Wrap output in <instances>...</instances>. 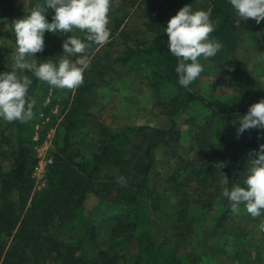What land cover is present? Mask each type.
Returning a JSON list of instances; mask_svg holds the SVG:
<instances>
[{
  "label": "trees",
  "instance_id": "obj_1",
  "mask_svg": "<svg viewBox=\"0 0 264 264\" xmlns=\"http://www.w3.org/2000/svg\"><path fill=\"white\" fill-rule=\"evenodd\" d=\"M137 1L144 2L132 0V4ZM190 3L194 9L209 12L214 24L210 38L222 44L214 57L201 58L202 65L223 68L230 73L237 72L239 61L236 55L242 37L228 0L147 1V8L138 16L141 21L138 26L145 30L144 33L150 32L151 36H147L145 41L132 33L119 32L117 40L121 42L118 45L123 49L116 61L122 65L129 62L147 65L150 68V87L173 88L174 94L165 103L164 111L170 117L171 125L158 128L142 124L125 127L117 132L103 126V133L98 138L100 148L88 158L80 156L67 142L62 145L56 143L53 162L46 172L45 185L31 195L30 174L36 161L34 141L23 138L22 122H10L9 125L15 129L16 147L9 150V168L0 170V264H117L116 250L101 246L92 258L81 245L84 236L89 235V241L93 243L99 232L96 224H90V209L89 212L82 211L88 196L97 197L94 207L103 205L102 218L110 220L112 224L108 231L110 240L116 239L118 244L123 241L132 243V264H186L182 258L169 254L164 249L166 241L156 240L152 231L137 232L141 225L151 221V210L157 209L161 201V196L156 194V184L152 181L155 150L163 148L165 151L171 142L179 140L173 117L185 107L199 102L209 113L208 118L194 128L192 147L195 148L196 157L186 161L181 159L183 164L178 165L177 170L165 180L170 183L165 190L171 191L176 197L173 208L176 221L184 223L193 210L203 207V203L209 200H204L206 192L201 189L215 183L217 187L222 184L224 188H231L239 180L238 175L244 170L237 164L236 154L231 147L240 142L229 140L228 131L232 119L247 112L240 101L203 95L195 88L197 80L186 88L179 85L175 72L177 58L169 53L164 28L171 16ZM52 11L49 9L45 14L49 21ZM120 23L116 21L117 26ZM67 35L83 38L79 30L63 35L45 32V47L37 53V63L48 58L57 59ZM95 47L97 45L93 44L91 50ZM91 67L92 62L86 71ZM24 74L33 81L28 93L30 97L40 80L31 72ZM90 87L89 80L84 79L74 94L77 102ZM246 139L243 146L258 147L264 143V131L250 129ZM218 164H223V167L218 168ZM121 177L126 180V184L119 182ZM190 180L194 181L192 186L188 184ZM229 211V201L225 198L215 228L221 225ZM78 214L82 226L87 228L76 241L64 242L61 238L63 230L72 226ZM186 227L187 230L190 228L189 220ZM8 236L12 240L6 247ZM90 242L88 245L92 246ZM108 242L106 239V245Z\"/></svg>",
  "mask_w": 264,
  "mask_h": 264
},
{
  "label": "rangeland",
  "instance_id": "obj_2",
  "mask_svg": "<svg viewBox=\"0 0 264 264\" xmlns=\"http://www.w3.org/2000/svg\"><path fill=\"white\" fill-rule=\"evenodd\" d=\"M142 1L144 2L137 1L132 4V0H111L110 22L107 26L110 30V39L103 46H97L93 50L91 47L87 49L86 55L92 62V67L84 72V79L89 80L91 87L81 94L78 102L74 96L76 88L57 89L39 81L29 97L36 101L35 115L30 121L22 122L23 138L34 141L36 161L52 157L56 143L62 145L63 142L71 144L80 156L90 157L100 148L98 138L103 133V126L117 132L125 127L152 124L158 116L164 121L160 125H171L170 117L164 111L165 103L174 94L173 88L150 87V68L147 65H137L133 62L122 65L116 61L123 49L118 45L121 42L117 40L119 32L132 33L138 39L145 41L147 36H151L150 32L144 33L145 30L138 26L141 22L138 16L144 13L149 0ZM37 3L42 5L43 0H0V72L11 71L14 64L16 45L12 22L27 14ZM236 18L239 21L238 23L236 20L242 37L236 55L239 61L237 72L230 73L223 68L205 64L195 88L208 97L229 101L244 100L248 110L251 104L264 99V90H260L259 86L256 87L259 81L264 80V59H262L264 58V20L257 24L251 18L247 20ZM118 20L121 23L117 26ZM61 54L62 52H58V55ZM253 56L257 57L260 63L251 62L250 58L253 59ZM29 62L37 63V54L36 57H30ZM260 73L262 75L258 78L257 75ZM254 87L258 93L250 97ZM256 96L258 99L255 98ZM208 115L202 105L195 102L173 117L179 140L175 143L171 142V146L165 151L163 148H157L154 156L152 181L156 184V194L161 196V201L157 209L152 208L151 221L141 225L137 232L152 231L156 240L166 241L164 249L169 254L182 258L186 264H264V231L259 228V225L264 223V214L252 218L243 206L239 214H234L229 202V214L221 221V225L215 228L216 218L222 211V203L225 199L222 196L224 189L222 184L218 183L219 187L217 183L211 184L200 190L206 192L204 200L207 198L209 200L203 203V207L189 214L188 230L186 227L188 220L184 223L176 221L173 211L176 197L171 191L165 190L170 184L165 180L177 170L178 165L183 164L181 159L186 161L196 157L195 148L192 147L194 128L202 120L205 121ZM235 119H232L229 125L228 138L232 142H240L231 148L236 154L237 164L244 170L249 153L258 147L243 146L249 130L238 136L236 126L233 124ZM9 123L0 119V170L9 168L11 159L8 153L16 147L15 129ZM6 138L8 140H5ZM33 166L30 174L31 195L43 188L46 182L45 176L44 184H37ZM243 178L244 171H241L238 175L239 180L233 186L242 183ZM193 182L190 180L188 184L192 186ZM95 198L97 199L96 196H88L82 211L89 212L90 209L88 214L90 224H96L99 232L94 237L93 243L89 241V235L82 238L83 249L93 258L101 246L103 248L108 246L111 250L117 251V264H132L134 259L132 243L123 241L118 244L116 239L110 240L108 231L112 228V224L109 223L110 220L102 218L101 212L104 210L102 204L94 207ZM78 217L79 214L72 226L63 230L61 238L64 242L76 241L86 230L87 227L82 226V220ZM106 239L109 241L108 245ZM11 240L12 237L8 236L6 247ZM89 242L92 246L88 245Z\"/></svg>",
  "mask_w": 264,
  "mask_h": 264
},
{
  "label": "clouds",
  "instance_id": "obj_3",
  "mask_svg": "<svg viewBox=\"0 0 264 264\" xmlns=\"http://www.w3.org/2000/svg\"><path fill=\"white\" fill-rule=\"evenodd\" d=\"M228 4L240 19L251 18L257 24L264 20V0H228ZM110 6L111 0H43L42 5L37 3L12 22L16 50L12 70L0 72V119L28 122L34 117L36 101L28 96L33 81L25 72L57 89L71 90L83 83V74L90 66L87 49L93 44L103 46L110 39L107 27ZM49 9L53 10L50 21L45 15ZM74 30H79L83 38L67 35L57 59L29 62L30 57L43 51L45 32L63 35ZM213 31L209 12L194 9L191 3L167 21L164 32L169 53L177 58L175 72L179 85L186 88L197 80L204 71L201 58L214 57L222 48L219 41L210 38ZM73 56L77 58L71 59ZM233 124L238 136L250 129L264 131V99L251 104ZM119 182L126 184L123 177ZM222 196L230 202L234 214L240 213L241 206L252 218L264 214V143L249 153L242 183L225 187ZM259 228L264 231V223Z\"/></svg>",
  "mask_w": 264,
  "mask_h": 264
},
{
  "label": "built area",
  "instance_id": "obj_4",
  "mask_svg": "<svg viewBox=\"0 0 264 264\" xmlns=\"http://www.w3.org/2000/svg\"><path fill=\"white\" fill-rule=\"evenodd\" d=\"M52 162V157H45L36 161V164L33 166V172L36 175L37 184H44L47 169Z\"/></svg>",
  "mask_w": 264,
  "mask_h": 264
},
{
  "label": "crops",
  "instance_id": "obj_5",
  "mask_svg": "<svg viewBox=\"0 0 264 264\" xmlns=\"http://www.w3.org/2000/svg\"><path fill=\"white\" fill-rule=\"evenodd\" d=\"M241 44V43H240ZM261 53V52H260ZM250 61L252 62V61H255V62H258V63H260V60L257 58V57H255V56H253V59L252 58H250ZM248 65V64H247ZM253 65V64H252ZM249 68H250V66H249ZM262 74L260 73V74H258L257 75V77L259 78L260 76H261ZM264 80H261V81H259L258 83H257V85H256V87H258L259 86V88H260V90H264ZM257 94L258 92L256 91V88L254 87V89H253V92H252V94L250 95V97L252 96H254V94ZM256 99H258V96H256L255 97ZM244 101V100H243ZM242 100L240 101V102H242L243 104H244V102H243ZM259 101V100H258ZM244 106H245V104H244ZM154 117H157V116H154ZM154 123H152V124H145V125H149V126H153V127H158V128H168L169 126H170V124L169 125H160L162 122H164L163 121V119L162 118H159V116L153 121ZM142 124V123H141Z\"/></svg>",
  "mask_w": 264,
  "mask_h": 264
}]
</instances>
